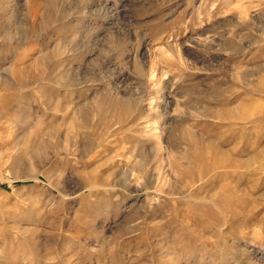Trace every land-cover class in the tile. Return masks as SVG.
<instances>
[{
	"label": "rangeland",
	"instance_id": "374dc122",
	"mask_svg": "<svg viewBox=\"0 0 264 264\" xmlns=\"http://www.w3.org/2000/svg\"><path fill=\"white\" fill-rule=\"evenodd\" d=\"M0 264H264V0H0Z\"/></svg>",
	"mask_w": 264,
	"mask_h": 264
},
{
	"label": "bare ground",
	"instance_id": "6f19581e",
	"mask_svg": "<svg viewBox=\"0 0 264 264\" xmlns=\"http://www.w3.org/2000/svg\"><path fill=\"white\" fill-rule=\"evenodd\" d=\"M34 13V12H33ZM30 31V30H29ZM18 74H20V73H18ZM11 75V74H10ZM14 76L13 77H15L16 78V73L15 74H13ZM17 79V78H16ZM19 79V78H18ZM16 81V80H15ZM5 100H6V97H5ZM201 175L202 174H200L199 172H198V176H200L201 177Z\"/></svg>",
	"mask_w": 264,
	"mask_h": 264
}]
</instances>
